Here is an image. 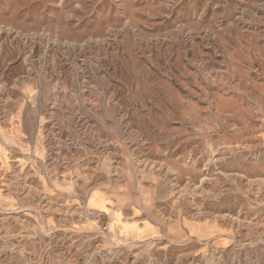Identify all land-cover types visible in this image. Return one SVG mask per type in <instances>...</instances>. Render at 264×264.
<instances>
[{
	"label": "rangeland",
	"instance_id": "1",
	"mask_svg": "<svg viewBox=\"0 0 264 264\" xmlns=\"http://www.w3.org/2000/svg\"><path fill=\"white\" fill-rule=\"evenodd\" d=\"M0 264H264V0H0Z\"/></svg>",
	"mask_w": 264,
	"mask_h": 264
},
{
	"label": "crops",
	"instance_id": "2",
	"mask_svg": "<svg viewBox=\"0 0 264 264\" xmlns=\"http://www.w3.org/2000/svg\"><path fill=\"white\" fill-rule=\"evenodd\" d=\"M97 195L106 202L107 211H112V213H107L98 206H89L88 208L96 215L108 216L107 230L114 238V241L131 243L143 240H156L162 235L163 228L158 222L138 219V215L127 210L125 206L116 208L114 205L111 206L105 197H102L99 193ZM199 236H203V234Z\"/></svg>",
	"mask_w": 264,
	"mask_h": 264
}]
</instances>
